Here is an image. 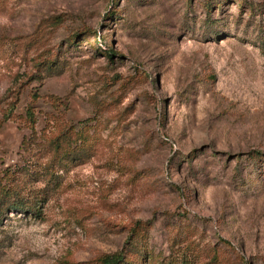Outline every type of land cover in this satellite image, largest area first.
Listing matches in <instances>:
<instances>
[{
    "label": "rangeland",
    "instance_id": "obj_1",
    "mask_svg": "<svg viewBox=\"0 0 264 264\" xmlns=\"http://www.w3.org/2000/svg\"><path fill=\"white\" fill-rule=\"evenodd\" d=\"M0 182V264H264V0H0Z\"/></svg>",
    "mask_w": 264,
    "mask_h": 264
},
{
    "label": "trees",
    "instance_id": "obj_2",
    "mask_svg": "<svg viewBox=\"0 0 264 264\" xmlns=\"http://www.w3.org/2000/svg\"><path fill=\"white\" fill-rule=\"evenodd\" d=\"M210 4V3H209ZM96 35L93 34V38H95ZM108 58L112 57L111 53L106 54ZM48 72L58 70V68L55 67V64L53 62H50V64L47 65ZM71 132H74L73 134ZM70 135L68 138L71 140V137H76V143L72 144L71 147H68L67 153H65L66 159L76 160L81 158L86 154L85 150L82 148V143L79 131H73V129L67 128L64 130V133L62 134V138H65L67 135ZM60 138H57L55 140L56 143V149L60 148L59 144ZM90 150V148H88ZM24 187H21L19 184L14 185H8L7 183L2 184L0 182V215H4L6 211H26L30 210L27 208L26 203L21 198V191ZM30 212V211H29ZM143 242H144V235H141L139 237H136V241L134 240L131 245L130 249H132V257H128L129 252L126 254L117 253L110 256H103L100 258L99 262L101 264H143L144 260V249H143ZM192 244V243H191ZM188 251V249H187ZM180 258L181 262H186L187 257L186 253L182 254L181 256H177ZM195 256H192L194 258ZM178 259L170 260L168 264H181L176 263ZM175 262V263H173Z\"/></svg>",
    "mask_w": 264,
    "mask_h": 264
}]
</instances>
